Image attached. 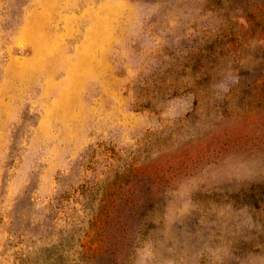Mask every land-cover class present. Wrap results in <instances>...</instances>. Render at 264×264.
<instances>
[{
  "label": "rangeland",
  "instance_id": "obj_1",
  "mask_svg": "<svg viewBox=\"0 0 264 264\" xmlns=\"http://www.w3.org/2000/svg\"><path fill=\"white\" fill-rule=\"evenodd\" d=\"M0 264H264V0H0Z\"/></svg>",
  "mask_w": 264,
  "mask_h": 264
}]
</instances>
